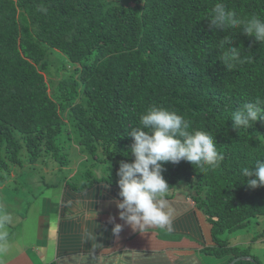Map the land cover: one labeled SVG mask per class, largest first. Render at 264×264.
<instances>
[{"label":"trees","instance_id":"trees-1","mask_svg":"<svg viewBox=\"0 0 264 264\" xmlns=\"http://www.w3.org/2000/svg\"><path fill=\"white\" fill-rule=\"evenodd\" d=\"M217 2L264 17V0H0V186L24 162L65 169L79 156L109 162L105 175L77 169L64 181L71 196L94 201L100 184L117 186L119 164L132 162L129 133L140 116L161 106L189 131L211 133L224 155L216 168L164 163L163 198L183 192L203 213L213 242L204 253L228 257L224 264L248 256L224 234L264 216V187L249 188L240 174L264 159V120L234 130L230 118L264 99V45L210 28ZM229 34L243 57L231 70L221 46ZM250 257L235 264H260Z\"/></svg>","mask_w":264,"mask_h":264},{"label":"clouds","instance_id":"clouds-1","mask_svg":"<svg viewBox=\"0 0 264 264\" xmlns=\"http://www.w3.org/2000/svg\"><path fill=\"white\" fill-rule=\"evenodd\" d=\"M209 27L222 32L239 30L264 45V17L256 13L240 17L223 2L215 4ZM233 43V34L221 42L225 49L222 59L229 70L243 62L241 48L234 47ZM230 119L234 130H247L258 120H264V99L243 102L232 112ZM139 125L129 133L133 140L130 147L133 159L131 163L119 164L116 172L119 200L113 203L119 219L130 227L155 225L171 231L174 210L163 198L169 189L163 176V164H178L183 160L201 169L205 165L216 168L224 160V155L216 147L211 133L189 131V121L177 111L153 105L140 116ZM240 174L249 188L264 187V159L257 160L254 167L242 168ZM9 221L7 215L0 218V228ZM122 229V225L116 224L112 232L118 235ZM6 235V232H0V239Z\"/></svg>","mask_w":264,"mask_h":264},{"label":"crops","instance_id":"crops-1","mask_svg":"<svg viewBox=\"0 0 264 264\" xmlns=\"http://www.w3.org/2000/svg\"><path fill=\"white\" fill-rule=\"evenodd\" d=\"M118 186L100 184L95 200L61 188L54 218L41 225L40 238L25 264H224L228 257L201 253L213 245L203 213L185 193L166 199L171 231L155 225L128 226L119 219ZM123 226L114 235V225ZM49 246L52 249L49 251ZM27 251L26 249H24ZM20 256V255H19ZM18 257V256H17ZM229 264V263H228Z\"/></svg>","mask_w":264,"mask_h":264},{"label":"rangeland","instance_id":"rangeland-1","mask_svg":"<svg viewBox=\"0 0 264 264\" xmlns=\"http://www.w3.org/2000/svg\"><path fill=\"white\" fill-rule=\"evenodd\" d=\"M55 52L50 55L53 66L58 62V52ZM108 163L91 162L78 156L70 162L71 167L65 169H59L50 161L39 160L34 166L24 162L22 167L11 172L9 179L0 186V218L10 217V221L0 228V232L7 233L0 239V264H25L23 260L30 259L31 249L42 233L41 225L55 216L52 211L59 201L64 181L73 183L69 171L76 174L77 169V173L89 170L93 176L100 177L108 173ZM224 238L230 245L246 249L249 253L246 257L250 260V255H255L260 264H264V216L251 218L244 227L226 232ZM51 249L49 246L48 250ZM201 256L208 255L202 252Z\"/></svg>","mask_w":264,"mask_h":264},{"label":"water","instance_id":"water-1","mask_svg":"<svg viewBox=\"0 0 264 264\" xmlns=\"http://www.w3.org/2000/svg\"><path fill=\"white\" fill-rule=\"evenodd\" d=\"M249 258L246 257V256H239L237 258H233L229 264H235L237 261H240V260H248Z\"/></svg>","mask_w":264,"mask_h":264}]
</instances>
